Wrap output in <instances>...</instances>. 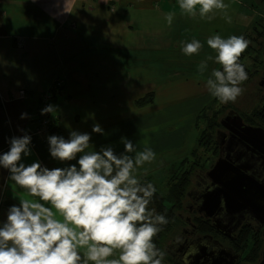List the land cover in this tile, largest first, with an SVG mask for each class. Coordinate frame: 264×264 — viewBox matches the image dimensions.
Here are the masks:
<instances>
[{"label":"clouds","instance_id":"clouds-1","mask_svg":"<svg viewBox=\"0 0 264 264\" xmlns=\"http://www.w3.org/2000/svg\"><path fill=\"white\" fill-rule=\"evenodd\" d=\"M178 6L181 14L209 20L211 13L222 11L231 23L224 0H178ZM175 15L174 11L165 15L169 26ZM206 43L216 55L202 61L199 72L204 73L208 60L221 66L211 71L206 88L220 103H234L248 79L239 61L250 41L216 34ZM202 47L193 39L182 43L181 51L192 56ZM54 110L49 104L41 115ZM92 132L103 134V129L96 124ZM46 140L50 157L67 166L49 168L39 160L26 164L25 158L32 155L27 132L9 138L8 150L0 152V169L7 170V180L24 192L0 221V264H162L165 252L153 241L168 220L149 208L156 187L135 175L155 159V152L150 147L137 151L123 137L120 154L112 146L90 151L91 134L76 130L67 139L49 135Z\"/></svg>","mask_w":264,"mask_h":264},{"label":"crops","instance_id":"crops-1","mask_svg":"<svg viewBox=\"0 0 264 264\" xmlns=\"http://www.w3.org/2000/svg\"><path fill=\"white\" fill-rule=\"evenodd\" d=\"M153 1L0 0V152L8 150L9 138L27 132L32 137V155L25 158L26 164L39 160L49 168L64 167L67 165L50 157L46 138L59 135L67 139L72 130L91 134L90 151L112 146L120 154L124 152L122 137L131 140L137 151L150 147L152 128L167 125L159 121V115L147 121L144 127H150L148 131H142L140 123L152 113L151 107H158L159 113L172 108L170 101L157 106V101L165 98L162 89L169 82L157 83L150 75L140 84L138 76L133 79L138 67L126 66L135 56L119 52L134 53L138 49L135 40L128 41L129 34L140 27L132 14L145 16L140 24L153 22ZM57 78L64 80V92L52 99L53 124L47 134L40 136V98ZM132 85L144 91H128ZM21 91H25L23 95ZM151 92L155 94L152 103H137L136 94L144 97ZM22 113L28 118L21 119ZM96 124L103 134L92 132ZM162 131L165 135L157 143L161 157L156 155L151 163L137 169V177L157 171V163L167 161L166 135L171 133ZM8 176L7 170L0 169V221L6 219L9 206L18 204V196L24 194L7 180Z\"/></svg>","mask_w":264,"mask_h":264},{"label":"rangeland","instance_id":"rangeland-1","mask_svg":"<svg viewBox=\"0 0 264 264\" xmlns=\"http://www.w3.org/2000/svg\"><path fill=\"white\" fill-rule=\"evenodd\" d=\"M224 3L229 6L227 16L231 17V23L227 22L222 11L211 13L210 15L213 16L211 20L201 19L199 15L193 18L181 14L178 0H154L153 22L143 21L140 24L139 20L145 16L132 14V18L140 27L129 34L128 41L135 40L138 49L134 53L119 52L127 57L135 56L130 63L126 62V66L138 67V70L134 71L133 79L138 76L136 80L140 84L146 82L150 75V79H154L157 83L166 80L169 82L162 89L165 98L162 97V100L157 101L159 104L157 106L164 102L169 104L170 101L172 108L159 113L158 107H151L152 113L146 117V121L140 123V129L150 130V127L144 126L148 125L147 121L156 115L162 118L159 121L167 125L166 128H160L157 125L152 128L151 133L148 132L150 133V148L156 151L155 154L159 157H161V152L157 151V143L161 135H165L162 130L166 129L171 133L166 135L168 147L164 159L168 158L167 161L158 162V158L153 162V165L158 162L157 171H154L157 176L155 181L158 190L167 194L168 187L172 184L168 179L174 170L172 190H175L178 195L180 191L177 185L188 173L190 182L185 183L184 198L180 201L182 207L184 200L188 198V192L190 190L193 192L198 186L197 180L202 172L205 170L209 172L214 167L219 154L220 135L218 132L224 131L225 128L221 121L231 111L239 113L247 125L264 128V113L256 116V113L264 110V87L260 85L264 74V0H224ZM173 11L176 15L169 26L165 15ZM216 34L223 38L231 35L243 36L250 41L245 51L247 56L243 57V61L241 58L239 61L244 65L248 79L240 85L243 93L234 103H220L206 88V80L211 71L221 67L214 62V59L207 61L208 67L203 74L198 70V65L207 60L208 56L215 57L216 53L207 46L206 41ZM193 39H198L203 47L198 54L186 56L181 51V44L191 42ZM127 57L126 60L130 61ZM128 75L129 72L125 74L126 79ZM128 88H132L128 91L135 90L140 94L144 91L143 88L134 85ZM140 94H136L135 98H142ZM200 111L202 114L197 118ZM48 117L51 118L50 113ZM38 128L37 134L43 127L41 125ZM197 138L200 139L199 144L196 143ZM183 160L187 162L182 164ZM177 162L180 164L174 168ZM146 175L150 173L144 172L138 179ZM256 234L257 232L253 231L250 236L247 234L240 236V239L248 238L246 242L241 243L240 249L243 254L242 258L246 262H250L254 257L251 251L248 253V246L260 251L263 245V241L260 248L256 245ZM258 234L261 238V232ZM164 251L168 257L167 247ZM237 251L239 252L238 249Z\"/></svg>","mask_w":264,"mask_h":264},{"label":"water","instance_id":"water-1","mask_svg":"<svg viewBox=\"0 0 264 264\" xmlns=\"http://www.w3.org/2000/svg\"><path fill=\"white\" fill-rule=\"evenodd\" d=\"M264 84V74L263 80ZM223 127L243 148H240L230 161L222 154L208 172L214 180L213 192H207L199 212L222 234L234 239L244 221H258L264 226V128L244 124L242 116L231 111L222 121ZM264 237V230H263ZM199 255L193 258L194 264L203 262ZM259 264H264V250Z\"/></svg>","mask_w":264,"mask_h":264},{"label":"flooded vegetation","instance_id":"flooded-vegetation-1","mask_svg":"<svg viewBox=\"0 0 264 264\" xmlns=\"http://www.w3.org/2000/svg\"><path fill=\"white\" fill-rule=\"evenodd\" d=\"M261 81L260 85L264 87ZM244 124H246L245 121ZM224 131L218 132L220 135L218 156L221 153L222 157L227 159L226 157L229 155L230 161L235 162L233 155L243 147L234 140L227 129ZM198 180V183L196 182L198 186L193 192L192 190L188 192V198L184 200L183 207L174 210L177 222L174 223L171 232L167 234L168 238H166L164 248L167 247L169 255L163 264H194L193 258L197 255L202 257L203 262L209 264H259L264 250V226L260 228L258 221L255 223L244 221L236 232L232 230L231 234L235 235L234 239L222 234L212 225L210 219H206L199 212L204 203L203 195L206 191H214L212 185L214 180L209 177L208 170L202 172ZM253 231L261 232L263 245L259 251V259L255 257L250 262H246L242 258L239 240L243 233L250 236Z\"/></svg>","mask_w":264,"mask_h":264},{"label":"trees","instance_id":"trees-1","mask_svg":"<svg viewBox=\"0 0 264 264\" xmlns=\"http://www.w3.org/2000/svg\"><path fill=\"white\" fill-rule=\"evenodd\" d=\"M245 56H247L246 52H244L243 55L241 56L242 61H243V57H245ZM64 88H65L64 80L57 78L51 82L50 89L41 96L40 102H39L38 127L43 125L44 121H46V120L48 121V125H49L48 130L51 128V125L53 124L52 123L53 121L50 117H48L50 120L49 121L46 116L41 115V109H43L42 104H44V97L46 95H50V98H49L48 104H47V105H49L52 102V99L57 94H61L64 92ZM154 99H155V94H154V92H151V93L146 94L143 98L139 99L137 101V103L144 106V105L152 103L154 101ZM202 112H204V110ZM202 112L200 114L198 113L199 115L197 116V118L201 116ZM217 113H220V112H217ZM263 113H264V110H262V112L256 113V116H261V114H263ZM197 118H196V121H197ZM37 129H39V128H37ZM48 130L46 132H48ZM199 138H197V141H196L197 144H199V142H200ZM194 149H196V148H194ZM186 162H187V160H183L182 164L186 163ZM179 164L180 163L177 162L174 165V168H176ZM173 172H174V170L172 171L171 177L168 179V181H171L172 184H170V186L168 187L167 194H163L162 192H160L158 190L157 183L155 181L157 179L155 172L150 171V175L142 176L141 178H139L141 183H143V184L152 183L156 187L157 191L154 194L151 203L149 204V208L150 209L154 208L156 210V213L165 215L167 220H168V223L166 225L160 226L162 230L157 234L156 237H154V241H153L156 244L157 248L161 249L163 252H165L164 251V249H165L164 245H165L166 238H168L167 234H169L171 232L174 223L177 222V218L175 216L174 210H175V208H181L182 207V204L180 201H181V199L184 198V192H185V187H186L185 183L190 182L188 179V173H186L177 185V188H179V191H180L179 194L177 195L175 190H172V188L174 186V184H173L174 182L172 181V178L174 176ZM166 195H168V196H166ZM169 205H170V207H169ZM244 234L245 233H243L242 235H244ZM247 239L248 238L243 237V239H240L241 242L239 240V244L241 245V243L246 242ZM255 240H256V245L258 246V248H260V246L262 245V241H263L262 235L260 238V235L257 233ZM250 246L252 247V245H250ZM261 248H262V246H261ZM250 251L254 255L253 258L256 257L257 259H259L260 252L258 250L249 248V246H248V253ZM248 253H246V255ZM165 256L167 257L166 252H165ZM166 257L164 258L162 264L165 262Z\"/></svg>","mask_w":264,"mask_h":264},{"label":"built area","instance_id":"built-area-1","mask_svg":"<svg viewBox=\"0 0 264 264\" xmlns=\"http://www.w3.org/2000/svg\"><path fill=\"white\" fill-rule=\"evenodd\" d=\"M24 92H25V91H21V92H19V94H20V95H23ZM49 98H50V95H46V96L44 97V104H42V107H43V108H45V107L47 106ZM44 116H46V117L48 118V113H47V114H44ZM48 120H49V118H48ZM49 121H50V120H49ZM42 127H43V129L40 130V131H39V134H38V135H40V136H43V135L45 134V132H46V131L48 130V128H49V125H48V121H47V120L44 121ZM44 131H45V132H44Z\"/></svg>","mask_w":264,"mask_h":264}]
</instances>
